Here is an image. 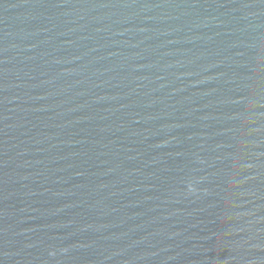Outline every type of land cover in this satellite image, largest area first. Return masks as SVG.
I'll return each mask as SVG.
<instances>
[{
	"label": "water",
	"instance_id": "water-1",
	"mask_svg": "<svg viewBox=\"0 0 264 264\" xmlns=\"http://www.w3.org/2000/svg\"><path fill=\"white\" fill-rule=\"evenodd\" d=\"M0 264H264V0H0Z\"/></svg>",
	"mask_w": 264,
	"mask_h": 264
}]
</instances>
